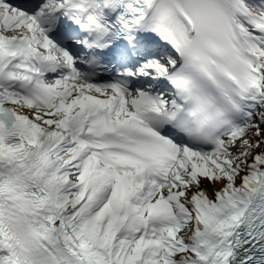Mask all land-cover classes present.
<instances>
[{"label":"snow or ice","instance_id":"snow-or-ice-1","mask_svg":"<svg viewBox=\"0 0 264 264\" xmlns=\"http://www.w3.org/2000/svg\"><path fill=\"white\" fill-rule=\"evenodd\" d=\"M0 264H264V0H0Z\"/></svg>","mask_w":264,"mask_h":264}]
</instances>
